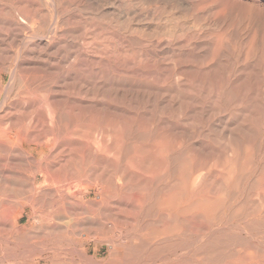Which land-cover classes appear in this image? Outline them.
Returning a JSON list of instances; mask_svg holds the SVG:
<instances>
[{
	"label": "rangeland",
	"instance_id": "1",
	"mask_svg": "<svg viewBox=\"0 0 264 264\" xmlns=\"http://www.w3.org/2000/svg\"><path fill=\"white\" fill-rule=\"evenodd\" d=\"M146 2L147 0H0V13H12L24 18L35 13L37 26L46 32L48 30V35L58 28L61 30L64 36L61 44H56L57 49L54 51H57L59 56L66 55L71 58L70 62L72 60L71 63L76 65L73 73L76 79H80L76 84L85 83L88 89V92L82 95H72L73 98L86 103V109L80 111V115L78 111L71 117V121L76 124V135L65 138L59 147L51 150L54 152L65 147V151L71 153L65 152L66 159H62L60 154L57 155V161L42 158L41 166L48 169L52 165H58L57 162L66 165L68 159L70 160L66 166L70 165L69 168L76 170V174L79 173L74 181L76 185L72 183V191L82 195V206L86 205L83 206L86 210L81 213L82 219H107L106 216L110 217V212L115 214L118 206L128 201L130 209L136 207L138 219L134 216L135 220L151 223L160 221L164 213H167L166 216H175L178 222L185 225L186 231H190L186 235L177 231L172 235V231H169L168 234L172 237L168 234L163 236V233L160 235L162 237L157 239H152L144 229L148 238L144 232L142 234V229L135 230L132 234L121 232L119 237L108 235L109 237L105 236L107 240L99 239L101 242L97 241V238H86L83 242L89 252L88 256H98L103 264H169V261L170 264H183L184 261L186 264H264V0H149L150 4ZM24 11L28 14H23ZM88 42L90 43L87 46ZM94 48L95 51L101 50L94 52ZM80 54L84 55L83 68L77 66ZM95 71L98 73L95 74ZM8 79L9 76H5L6 82ZM33 98L42 100L44 96L36 94ZM105 103L108 108L117 109L119 117L107 119L100 113L96 115L95 108L106 107ZM0 106V115L4 117L3 121L0 120V141L5 143L9 138L20 144L23 135L20 136L19 132L17 135L15 132L29 122L27 95L21 97L2 94ZM19 122L21 125L17 126L15 123ZM101 131L106 133L107 138L109 135L113 138H106L103 143ZM77 135H81V138ZM82 135L85 137L82 138ZM94 135H98L100 139H93ZM95 140H98L97 146ZM165 140L166 145L169 144V151H163L161 148L162 145L165 147ZM231 146H234L235 153H232ZM78 149L83 150V153L92 150L93 154L94 151H99V159H90L87 156L91 154L90 151L86 155ZM99 149L105 150V153ZM107 149L111 150L110 156ZM111 157L115 158V161ZM2 158L0 157V177L16 178L20 188L24 190L22 199L32 200L31 194L27 192L30 179L35 174L32 165L16 158L13 160V167H5ZM107 158L112 160L108 161ZM95 160L98 163L95 162L94 165ZM113 161L114 164H111ZM71 162L75 166L70 164ZM110 165H119V175L115 181L119 183V195L122 199L118 198L119 196L111 199L110 191L108 193L109 185L93 178L96 172V175L108 174ZM189 169L194 174L191 172L193 175L191 174L188 187H185L187 189H182L179 181L181 175L178 174H182L184 170L190 172ZM198 175L199 179L196 180ZM44 180L40 174L38 194L35 193L36 197H33L38 202L40 199V205L29 207L25 204L18 210H22L23 216L19 225H24L27 230L35 226L31 217H42L44 214L46 216L50 211L48 206L41 203L47 200L43 190H47L48 184ZM105 185H108L107 188ZM120 186L123 188L120 189ZM180 192L182 194H179ZM204 204H207L206 209H200L204 208ZM182 209H188L189 212L187 210L183 213ZM103 215L104 218L99 217ZM77 218H81V215ZM69 236L71 237L70 234ZM131 237L138 241L135 245ZM57 238L60 237H46L30 244L34 249H29L30 246L27 245L22 247L21 252L27 254H24L25 256L30 255L27 257L28 261L38 260L39 264H45L42 257L53 256V252H47L46 249L63 243V238L62 241ZM148 239H152V243ZM141 240L145 242L146 249L138 257L131 251H135L140 242V246L142 245ZM158 241L162 243L159 244ZM164 243L167 244L166 248ZM152 246L156 249L158 247V250ZM211 246L216 247L212 249ZM190 249L194 252H189ZM197 249L202 251L198 252ZM34 250L41 252L35 253ZM233 252H236V256ZM8 253L10 257L7 256ZM252 253H257L255 255L258 257ZM124 254L131 258L124 257ZM163 254L167 257L162 258ZM0 255L6 257V262L8 259L7 263H11L17 253L5 250L4 254L2 252ZM197 256V261H194ZM125 258L128 259L127 262ZM189 259L193 261H187ZM105 261L107 263H104Z\"/></svg>",
	"mask_w": 264,
	"mask_h": 264
},
{
	"label": "bare ground",
	"instance_id": "2",
	"mask_svg": "<svg viewBox=\"0 0 264 264\" xmlns=\"http://www.w3.org/2000/svg\"><path fill=\"white\" fill-rule=\"evenodd\" d=\"M40 1V0H39ZM59 1V0H58ZM151 1V0H150ZM97 2V1H95ZM147 2L149 3V0H147ZM146 2V3H147ZM166 2V1H165ZM168 2V1H167ZM166 2V3H167ZM151 3V2H150ZM149 3V4H150ZM164 3V2H162ZM164 6V5H163ZM163 6H161L163 8ZM32 7V6H31ZM62 7V6H61ZM145 8V7H144ZM146 9V8H145ZM164 9L166 10V8L164 7ZM147 10V9H146ZM20 11V10H19ZM27 12V10H25ZM23 12V14H25L26 12ZM156 11V10H155ZM29 12V11H28ZM36 12V11H35ZM144 13V11H142ZM165 12V11H164ZM32 13V12H30ZM29 13V14H30ZM137 13V12H136ZM142 13V14H143ZM146 13V12H145ZM28 14V13H26ZM35 14V13H34ZM34 14L28 15L27 17H20V16H16L12 13H0V96L2 94H6L7 96L14 94L17 96H26L28 97V109L29 111L28 116H29V122L23 126H21L20 128H18L17 132H15L16 134L19 132L20 136L21 134L23 135L22 138V142L20 144L15 143L14 141H12V139H7V141L5 143H2L0 141V157L2 158V162L3 165L5 167H13V160L14 159H20L26 161L28 164H31L33 169L35 170V174L33 175V177L30 179L29 182V188L26 190L27 192H29L28 194H31L32 200H27V199H22V195L24 190L21 189L19 182L16 178H12V177H0V253L3 252L5 250H10V251H14L17 253V255L14 257L13 261H11V263H7L6 262V257H4L3 255H0V264H39V261H28L27 257L30 256H25L27 254H23L21 252L22 247H26L27 245L30 246V244H34L38 241L44 240L46 237H60L57 239L63 238V243H58L56 246L54 245V247H52L51 245V249H49V247L47 248L46 246V251L53 252V256L52 257H42V260L44 261L45 264H103V262L98 258V256H94V257H89L88 254V250L85 248V244H84V240L87 238H97V241H100L99 239L105 238V236H112V237H119V234H121V232H126L128 234H132L135 232V230H140V229H144L145 231L147 230L148 234L152 239H157V238H161L163 233H165L163 236H166L169 231L172 235L173 232L174 234H176V231L183 235H186L187 233H189L190 231H186V227L182 222H178V220L176 218H172L171 215H165L167 213H164V216L161 217L160 221H155V222H149V223H145V222H141L140 219L135 220L136 217V207H133L132 209L129 208V202L126 201L125 203H123L121 206H118V211L114 214L110 211V214L107 217V219L104 218L103 216H99V217H103L104 219H93V220H89L84 218L82 219V212L86 209H84L83 206H86L85 204L82 206V202L81 199L83 198L82 195H78V194H74L72 191V183H74V181L76 180L77 177V173L74 172L76 170H72V168H69L68 166H66L70 160L68 159V163L66 162L65 164H62V162H57L58 165H52L50 168L48 167V169L45 167V169L41 166V159H47V160H56L57 155H62V159L63 157L66 159L65 157V152L67 153L66 148H62L61 150H56L54 152H51V150L53 148H57L60 145V142L67 138V137H71L74 134L76 135V131H74V127H75V122L71 121L74 117L75 112L79 111V115H80V111L82 112L83 110H85V105L86 103H84L83 101H80L73 98L72 95L73 94H78V95H82L84 93L88 92L87 89V85H85V83H80V85L76 84L77 80L80 79H76L75 75H74V67L76 65H74V63L70 62V59L68 56H59L58 53H56L54 50L57 49L56 44L59 45L62 42V39L64 35H62V32H60L61 30H55L53 33H51V35H48V30L47 32L44 31L40 26H37L36 24V19L37 16L34 17ZM140 14V13H139ZM137 14V15H139ZM140 14V15H142ZM18 15V14H17ZM37 15V14H36ZM43 15V14H42ZM41 15V16H42ZM23 16V15H22ZM25 16V15H24ZM40 16V17H41ZM102 16V15H101ZM135 16V15H133ZM127 17V16H126ZM136 18V17H134ZM128 19V17H127ZM126 19V20H127ZM135 20V19H134ZM159 20V19H158ZM131 20L129 19V22ZM148 21V20H147ZM45 22V21H44ZM47 22V21H46ZM58 22V21H57ZM65 23V22H64ZM45 24V23H43ZM47 24V23H46ZM59 25V24H58ZM56 26V25H55ZM60 26V25H59ZM85 26V25H84ZM58 27V26H57ZM56 28V27H55ZM124 30V29H123ZM125 31V30H124ZM65 38V37H64ZM67 38V37H66ZM168 40V39H167ZM99 41V40H98ZM84 42V41H83ZM86 42V41H85ZM87 43V42H86ZM90 42H88L87 46L89 45ZM219 43V42H218ZM85 46V45H83ZM82 46V47H83ZM93 46V45H92ZM66 47V46H65ZM95 47V46H94ZM97 47V45H96ZM114 47V46H113ZM59 48V47H58ZM61 48H63L61 46ZM60 49V48H59ZM220 49V48H218ZM85 50V49H84ZM101 50V49H99ZM97 50V51H99ZM88 51V50H87ZM95 51L94 48V52ZM114 51V50H113ZM79 52V51H78ZM81 52V51H80ZM83 52V51H82ZM84 53H86L84 51ZM54 54H56V56H53ZM63 54V53H61ZM88 54H90L88 52ZM87 54V55H88ZM219 54V53H218ZM113 55V54H112ZM117 55V54H116ZM119 55V54H118ZM222 55V53H221ZM79 56V55H78ZM109 56V55H108ZM89 57V56H88ZM115 57V56H114ZM214 57V55H213ZM220 57V56H219ZM75 58V57H74ZM73 59V58H72ZM79 63L77 64L78 67H84L85 64L83 62L84 60V55L80 54V57L77 58ZM89 59V58H88ZM93 59V58H92ZM95 60V59H94ZM98 61V60H97ZM123 61V60H122ZM140 61V60H139ZM213 61V60H212ZM86 62V61H85ZM87 63V62H86ZM89 63V62H88ZM121 63V62H120ZM134 63V62H133ZM178 63V62H177ZM184 63V62H183ZM182 63V64H183ZM99 64V63H98ZM97 65V63H96ZM125 65V64H124ZM208 65V64H207ZM98 66V65H97ZM77 67V68H78ZM127 67V66H126ZM215 67V66H214ZM94 68V67H93ZM103 68V67H102ZM202 68V67H201ZM98 69V68H97ZM95 69V70H97ZM89 70V69H88ZM77 71V70H76ZM83 71V70H82ZM87 71V69L85 70ZM98 71V70H97ZM100 71V70H99ZM79 72V71H78ZM88 72V71H87ZM98 73L95 71V74ZM102 74V73H101ZM107 74V73H106ZM140 74V73H139ZM90 75V72H89ZM131 75V74H130ZM137 75V74H136ZM145 75V74H144ZM5 76H9L8 81H5ZM133 76V75H132ZM141 76V75H140ZM83 77V76H82ZM143 77V76H142ZM177 77V76H176ZM8 78V77H7ZM85 78V77H84ZM100 78V77H97ZM159 79V77H158ZM96 81H99V79ZM102 81V80H101ZM176 83V82H175ZM88 84V83H87ZM102 84V83H101ZM160 85V84H159ZM176 85V84H175ZM89 86V85H88ZM94 86V85H93ZM97 86V85H96ZM99 88V85H98ZM191 91V90H190ZM36 94L38 95H43L44 99H39V98H33ZM86 95V94H85ZM76 96V95H75ZM84 98V96H83ZM82 98V99H83ZM6 99V98H5ZM91 99V98H90ZM8 100V99H7ZM100 100V99H99ZM111 101V100H110ZM5 104V103H4ZM102 104H104L102 102ZM3 105V104H2ZM101 105V104H100ZM99 105V106H100ZM106 105V103H105ZM4 106V105H3ZM1 107V106H0ZM6 107V106H5ZM101 107V106H100ZM90 108V107H89ZM4 110V108H2ZM2 110V111H3ZM1 111V112H2ZM91 111V110H90ZM95 111L97 112L96 115L98 113L102 114L103 116H106V118L108 119L109 117H119V111L117 109H110L107 107H102V108H95ZM21 112V111H20ZM86 112V111H85ZM84 112V113H85ZM89 113V112H88ZM87 113V114H88ZM91 114V113H90ZM78 115V114H77ZM83 115V114H82ZM85 115V114H84ZM83 115V116H84ZM13 116V115H12ZM101 116V115H100ZM76 117V116H75ZM80 117V116H78ZM8 118V117H7ZM84 118V117H83ZM82 118V119H83ZM77 119V118H76ZM100 119V118H99ZM0 120H4V117L0 115ZM80 120V119H79ZM78 120V121H79ZM82 121V120H81ZM100 121V120H99ZM121 121V120H120ZM131 121V120H130ZM118 122V121H116ZM80 123V121H79ZM89 123V122H88ZM91 123V122H90ZM99 123V122H98ZM158 123V122H157ZM17 126L21 125V123H15ZM107 124V123H106ZM101 125V124H100ZM119 125V124H118ZM116 126V125H114ZM78 127V126H77ZM120 127V126H119ZM118 127V128H119ZM109 128V127H108ZM117 128V129H118ZM124 128V127H123ZM143 128V127H142ZM144 129V128H143ZM2 130V129H1ZM15 130V131H16ZM120 130V129H119ZM118 130V131H119ZM125 130V129H124ZM123 130V131H124ZM158 130V129H157ZM84 131V130H83ZM82 131V132H83ZM117 131V130H116ZM116 131H114L116 133ZM148 131V130H147ZM81 132V133H82ZM110 132V131H109ZM120 132V131H119ZM127 132V130H126ZM3 133V132H2ZM78 133V132H77ZM90 133V132H89ZM100 133V132H99ZM108 133V132H107ZM148 133V132H147ZM4 134V133H3ZM8 134V132H7ZM19 135V134H17ZM84 134V133H82ZM86 134V132H85ZM92 134V133H91ZM98 134V133H96ZM113 134V133H112ZM109 135V133H108ZM115 135V134H114ZM145 135V134H144ZM14 136V134H13ZM81 136V135H80ZM80 136L77 135V137L81 138ZM92 136V135H91ZM95 138L96 135H94ZM166 136V135H165ZM85 137L82 135V138ZM110 137V135H109ZM108 137V138H109ZM116 137V136H115ZM114 137V138H115ZM101 138H102V142L104 143L105 139L107 138L106 133L104 134L101 131ZM107 138V140H108ZM113 138V137H110ZM109 138V139H110ZM119 138V137H118ZM21 139V138H20ZM18 139V141L20 140ZM68 139V138H67ZM70 139V138H69ZM100 138L98 137V140ZM17 140V139H16ZM83 140V139H82ZM97 140V141H98ZM116 140V139H115ZM121 140V139H120ZM96 141V140H95ZM95 142V144L98 142ZM12 142V143H11ZM81 142V141H80ZM101 141H99L100 143ZM107 142V141H106ZM109 142V141H108ZM107 142V143H108ZM119 142V141H117ZM164 142V141H163ZM87 143V142H86ZM94 143V142H92ZM103 143H102V147H103ZM107 143H105V145H107ZM169 143V142H168ZM178 143V142H177ZM180 143V142H179ZM96 144V146H97ZM115 144V143H114ZM181 144V143H180ZM101 145V144H100ZM99 145V146H100ZM104 145V146H105ZM157 145V144H156ZM159 145V144H158ZM98 146V147H99ZM163 146V145H162ZM161 148H163L162 150H168V145H166V140H165V147L163 146ZM174 146V145H173ZM68 147V146H67ZM106 147V146H105ZM104 147V148H105ZM109 147V145L107 146ZM171 147V146H170ZM232 147V153H235V148ZM74 148V147H73ZM101 148V147H100ZM115 148V147H112ZM111 148V149H112ZM83 149V148H82ZM106 149V148H105ZM117 149V148H116ZM238 149V148H237ZM73 150V149H72ZM79 150V149H78ZM85 150V149H84ZM87 150V148H86ZM104 151L103 149H99ZM109 150V149H107ZM106 150V152H107ZM114 150V149H112ZM161 150V151H162ZM171 150V149H170ZM90 151V150H89ZM88 151V152H89ZM92 151V150H91ZM90 151V152H91ZM111 150H109L107 152V154L110 153ZM145 151V150H144ZM160 151V150H159ZM71 153V151H69ZM69 152L67 154H69ZM79 152L83 153V150ZM87 152V153H88ZM99 152V151H98ZM98 152H95V154H93V152H91V154L86 153V155L91 159H99ZM148 152V151H147ZM226 152V150H225ZM231 152V151H230ZM49 153H51L50 155H48ZM80 153V154H81ZM83 153V154H85ZM102 153V152H100ZM103 153V154H104ZM163 153V152H162ZM166 153H168L166 151ZM185 153V152H184ZM187 153V152H186ZM247 153V152H246ZM251 153V152H250ZM116 154V153H114ZM237 154V153H236ZM74 155V154H73ZM82 155V154H81ZM118 155V153H117ZM139 155V154H138ZM248 155V154H247ZM70 156V155H69ZM80 157V155H78ZM77 156V157H78ZM84 156V155H82ZM81 156V157H82ZM110 156V154L108 155ZM112 156V155H111ZM166 156V154H165ZM178 156V155H177ZM176 156V157H177ZM184 155H182L183 157ZM252 156V155H251ZM80 157V158H81ZM107 157V155H106ZM105 157V158H106ZM116 157V156H115ZM164 157V156H163ZM192 157V155H191ZM248 157V156H247ZM72 158V156L70 157ZM84 158V157H83ZM87 158V157H86ZM112 158V157H111ZM110 158V159H111ZM166 158V157H165ZM175 158V157H174ZM188 158V157H187ZM193 158V157H192ZM75 159V158H74ZM88 159V158H87ZM89 159V160H90ZM101 159V158H100ZM104 159V158H103ZM113 159V158H112ZM111 159V160H112ZM115 159V158H114ZM113 159V160H114ZM117 159V157H116ZM160 159V158H159ZM171 159V158H170ZM195 159V158H194ZM229 159V158H228ZM106 160V159H105ZM108 160V158H107ZM108 160V161H111ZM162 160V159H161ZM218 160V159H217ZM226 160V159H225ZM252 160V158H251ZM57 161V160H56ZM59 161V159H58ZM102 161V160H101ZM115 161V160H114ZM113 163L111 164H114ZM198 161V160H197ZM204 161V160H203ZM65 162V161H64ZM63 162V163H64ZM74 162V161H73ZM96 160L93 162L95 165ZM106 162V161H105ZM117 162V161H116ZM115 162V163H116ZM128 162V161H127ZM134 162V161H133ZM21 163V162H20ZM26 163V164H27ZM51 163V162H50ZM80 163V162H79ZM98 162H96L97 164ZM100 163V162H99ZM102 163V162H101ZM119 163V162H118ZM135 163V162H134ZM200 163V162H199ZM54 164V163H52ZM72 164V162L70 163ZM92 164V163H91ZM108 164V163H107ZM110 164V162H109ZM128 164V163H127ZM227 164V163H226ZM45 165V164H44ZM73 166L74 163L72 164ZM81 165L82 161H81ZM101 165V164H100ZM105 164H103L104 166ZM185 165V164H184ZM27 166V165H26ZM132 166V165H131ZM186 166V165H185ZM184 166V167H185ZM189 166V165H188ZM19 167V166H18ZM28 167V166H27ZM81 167V166H80ZM101 167V166H100ZM109 169V173L107 171L108 174L104 175L101 173V175H93L96 179V181H101L104 182L105 184L109 185V189L108 193L110 191V198L114 199L116 197L121 198V196L119 195V183H116L115 179L116 177L119 175V165H110L108 166ZM193 166H191L192 168ZM208 167V165H207ZM234 167V166H231ZM230 167V168H231ZM244 167V166H243ZM29 168V167H28ZM76 168H78V166H76ZM104 168V167H103ZM134 168V167H133ZM26 169V167H25ZM69 169V170H68ZM82 169V168H81ZM130 169V168H129ZM177 169V168H176ZM183 169V167L181 168ZM185 169V168H184ZM188 169V168H187ZM233 169V168H232ZM83 170V169H82ZM81 170V171H82ZM190 170V169H189ZM201 170V169H200ZM235 170V169H233ZM29 171H31L29 169ZM78 171V170H77ZM80 171V174H82ZM87 171V170H85ZM92 171V170H91ZM90 171V172H91ZM98 171V170H97ZM101 171V170H100ZM99 171V172H100ZM128 171V170H127ZM194 171H196L194 169ZM209 171V170H207ZM228 171V170H227ZM79 172V171H78ZM88 172V171H87ZM93 172V171H92ZM98 172V173H99ZM121 172V171H120ZM177 172V171H176ZM192 170H190V172L185 171L181 172L178 174L180 176L179 181L181 182V188L182 189H187L185 188L186 186L188 187V182L189 179L191 177V173ZM197 172V171H196ZM235 172V171H234ZM89 173V172H88ZM125 173V172H124ZM161 173V172H159ZM229 173V171L227 172ZM226 173V174H227ZM233 173V172H232ZM231 173V174H232ZM41 174V177L44 180V182H46L47 185V190H43L45 191V193L43 195H45V197H47L43 203V206H48L50 208V211L47 212V215L45 216V214L41 217L39 216H33L31 217V219L35 222V226L31 227L29 230L26 229V227L24 225H22L20 227L19 222L20 219L23 217L22 216V210L18 211L19 208H23L24 205L26 204L27 206H35L36 204L38 205L40 202L35 198V200L33 199V197H36L35 193H37V189L39 188L38 185V179L39 176ZM90 174V173H89ZM89 174H87L89 176ZM92 174V173H91ZM158 174V173H157ZM194 174V173H193ZM192 174V175H193ZM201 174V173H200ZM203 174V173H202ZM238 174V173H237ZM84 175V172H83ZM163 175V174H161ZM167 175V174H166ZM86 176V178L88 177ZM233 176V175H232ZM82 177V176H81ZM80 177V178H81ZM131 177V176H130ZM173 177V176H172ZM197 178H195L196 180L199 179V175L196 176ZM201 177V176H200ZM85 179V175L83 177ZM82 178V179H83ZM83 179V180H84ZM91 179V178H89ZM89 179H87L89 181ZM202 179V178H201ZM81 180V179H80ZM151 180V178H150ZM79 181V180H78ZM95 181V180H92ZM82 181H80L81 183ZM86 182V180H85ZM159 182V181H158ZM194 182V181H193ZM192 182V183H193ZM83 183V182H82ZM81 183V184H82ZM95 183V182H94ZM97 183V182H96ZM195 183V182H194ZM199 183V180H198ZM225 183V182H224ZM228 183V182H227ZM238 183V182H237ZM75 184V183H74ZM90 184V183H89ZM150 184V183H149ZM76 185V184H75ZM78 188L80 187L79 184L77 183ZM98 185V184H97ZM107 185V186H108ZM193 185V184H190ZM107 186L105 185L104 187L107 188ZM124 186V184H123ZM151 186V185H150ZM155 186V185H154ZM234 186V184H233ZM238 186V185H237ZM75 188V187H74ZM77 188V190H78ZM99 188V187H97ZM105 188V189H106ZM123 188L120 186V189ZM144 188V187H143ZM147 188V187H146ZM234 188V187H233ZM45 189V188H44ZM126 189V188H125ZM131 189V188H130ZM166 189V188H165ZM226 189V188H225ZM230 189V188H229ZM76 190V189H75ZM169 190V189H168ZM181 190V189H180ZM36 191V192H35ZM106 191V190H105ZM132 191V190H131ZM151 191V189H150ZM195 191V190H193ZM222 191V190H221ZM227 191V190H226ZM234 191V190H233ZM239 191V190H238ZM123 192V190H122ZM128 192V190H127ZM121 193V192H120ZM135 193V192H134ZM159 193V192H158ZM184 193V192H183ZM223 193V192H222ZM228 193V192H227ZM38 194V193H37ZM104 196L105 193L103 191ZM123 194V193H122ZM121 194V195H122ZM167 194V193H166ZM179 194H182V192H180ZM226 194V192H225ZM109 195L107 196V199H109ZM27 196V195H26ZM101 196V195H100ZM125 196V195H124ZM123 196V197H124ZM38 197V196H37ZM163 197V196H162ZM223 197V196H221ZM219 197V198H221ZM258 197V196H257ZM102 198V197H101ZM127 198V197H126ZM156 198V197H155ZM172 198V197H171ZM176 198V197H175ZM184 198V197H182ZM226 198V197H224ZM249 198V197H248ZM21 199V200H20ZM103 199V198H102ZM106 199V198H105ZM106 199V200H107ZM136 200V199H135ZM141 200V199H140ZM174 200V199H173ZM176 200V199H175ZM212 200V199H211ZM103 201L105 202V200L103 199ZM101 202V200H100ZM187 202V201H186ZM214 202V200H213ZM165 203V201H164ZM180 203V202H179ZM91 204V203H90ZM94 204V203H93ZM102 204H104L102 202ZM197 204V203H195ZM208 204H210L208 202ZM212 204V203H211ZM222 204V203H221ZM245 204V203H243ZM263 204V203H262ZM40 205V204H39ZM42 205V204H41ZM99 204H97L98 206ZM169 205V204H168ZM171 205V204H170ZM178 205V204H177ZM207 204H204L203 207L204 208H200L205 210V206ZM250 205V204H249ZM264 205V204H263ZM162 206V205H161ZM200 206V204H199ZM202 206V205H201ZM259 206V205H257ZM160 207V204H159ZM192 207V206H191ZM197 207V206H196ZM195 207V208H196ZM214 207V206H213ZM102 208V207H101ZM100 208V209H101ZM257 208V207H256ZM259 208V207H258ZM257 208V209H258ZM46 209V207H45ZM93 209V208H92ZM95 209V208H94ZM99 209V208H98ZM161 209V208H160ZM172 209V208H171ZM96 210V209H95ZM102 210V209H101ZM100 210V211H101ZM151 210V209H149ZM174 210V209H172ZM188 210V209H187ZM186 210V211H187ZM208 210V209H207ZM25 211V210H24ZM88 211V210H87ZM90 211V210H89ZM183 213H186V211H184L182 209ZM181 211V213H182ZM259 211V210H258ZM91 212V211H90ZM102 212V211H101ZM136 212V213H135ZM189 212V210H188ZM49 213V214H48ZM103 213V212H102ZM101 213V214H102ZM105 213V212H104ZM135 213V214H134ZM180 213V214H181ZM182 213V216H183ZM254 213V212H253ZM255 213H257L255 211ZM39 214V213H38ZM210 214V212H209ZM219 214V213H218ZM81 218H77L78 216ZM86 214H84L85 217ZM195 215V214H194ZM208 215V214H207ZM220 215V214H219ZM218 215V216H219ZM76 218H75V217ZM179 216V215H178ZM210 217L212 215H209ZM194 217V216H193ZM206 218V217H204ZM138 219V218H137ZM164 219V220H162ZM182 219V218H180ZM31 220V221H32ZM209 220V219H208ZM211 220V218H210ZM212 221V220H211ZM33 222V223H34ZM185 223V221H183ZM189 222V221H188ZM199 222V221H198ZM210 222V221H209ZM213 222V221H212ZM207 223V222H206ZM189 224V223H188ZM193 225V224H192ZM195 225V224H194ZM210 225V224H209ZM198 226V225H197ZM211 226V225H210ZM263 227V226H262ZM200 228V227H199ZM75 229V231L73 230ZM142 234L144 232V230L142 231ZM188 230V229H187ZM137 232V231H136ZM167 232V233H166ZM145 233V232H144ZM169 233V234H170ZM177 233V234H178ZM69 234L71 235V237L69 236ZM141 234V235H142ZM168 234L169 237H172ZM123 235V233H122ZM146 235V233H145ZM143 235V236H145ZM146 235V238H148V236ZM108 236V237H109ZM134 236V235H133ZM190 236V235H189ZM139 237V236H138ZM176 237V236H175ZM194 237V235H193ZM132 238V237H131ZM143 238V237H142ZM178 238V237H176ZM106 239V238H105ZM111 239V237H110ZM134 241V238H132ZM136 239V238H135ZM139 239V238H138ZM152 239H148V241L150 240L152 243ZM168 239V238H167ZM182 239V238H180ZM56 240V239H55ZM104 240V239H103ZM102 240V241H103ZM107 240V239H106ZM125 240V239H124ZM130 240V239H128ZM144 240V239H143ZM142 241V245L140 246V243L138 245V248L135 249V251H131V253L135 256H140V253H142L146 248V244L145 242ZM162 240V239H160ZM164 240V238H163ZM51 241V239H50ZM54 241V240H53ZM59 241V240H57ZM95 241V240H94ZM113 241V240H112ZM132 241V243H136L137 240H135L134 242ZM156 241V240H155ZM168 241V240H167ZM172 241V240H170ZM179 241V240H178ZM47 242V240H46ZM101 242V241H100ZM110 242V241H109ZM109 242H107L109 244ZM123 242V241H122ZM138 242V241H137ZM157 242V241H156ZM159 244L160 242L162 243V241H158ZM166 242V240H165ZM176 242V241H175ZM49 243V242H48ZM131 243V244H132ZM149 243V242H148ZM149 243V245L151 246V244ZM213 243L215 244V242L213 241ZM213 243H210L213 244ZM224 243V242H223ZM52 244V242H51ZM55 244V243H53ZM165 244V248L167 247L166 243ZM169 244V243H168ZM208 244V243H207ZM213 244V245H214ZM218 244V243H217ZM228 244V243H227ZM97 245V244H96ZM112 245V244H111ZM135 245V244H134ZM154 245V244H153ZM176 245V244H174ZM177 245L180 246V244L177 243ZM203 245V244H202ZM201 245V246H202ZM248 245V244H247ZM114 246V243H113ZM116 246V245H115ZM159 246V245H158ZM162 247H164V245H161ZM159 246V247H161ZM193 246V245H192ZM200 246V247H201ZM244 246V245H243ZM246 246V245H245ZM41 247V246H40ZM120 247V246H119ZM141 247V248H140ZM149 247V246H148ZM153 247V246H152ZM170 247V245H169ZM177 247V246H176ZM198 247V246H196ZM195 247V248H196ZM204 247V246H202ZM206 247V245H205ZM204 247V248H205ZM216 246H213V248ZM23 248V249H24ZM31 248V246L29 247V249ZM35 247L31 248L34 249ZM136 248V247H134ZM172 248V246H171ZM212 248V246L210 247ZM212 248V249H213ZM234 248V247H233ZM241 248V247H240ZM244 248V247H243ZM27 249V248H26ZM37 249V248H36ZM40 249V248H38ZM45 249V248H43ZM130 249V248H129ZM127 248V250H129ZM153 249H156L155 246L153 247ZM160 249V248H159ZM163 249V248H162ZM161 249V250H162ZM170 249V248H169ZM174 249V248H173ZM203 249V248H202ZM217 249V248H215ZM224 249V248H223ZM232 249V248H231ZM250 249V248H248ZM247 249V250H248ZM254 249V248H253ZM259 248H256V250ZM25 250V249H24ZM23 250V251H24ZM134 250V249H133ZM150 250V249H149ZM158 250V247L157 249ZM205 250V249H204ZM206 250H210L208 248H206ZM222 250V249H221ZM36 251L41 252L40 250H34V252L36 253ZM153 251V250H152ZM155 251V250H154ZM196 251V249H195ZM197 251H202L201 249ZM213 251V250H212ZM219 251V250H218ZM217 251V252H218ZM241 251V250H240ZM9 252V251H8ZM21 252V253H20ZM24 252H27L24 251ZM31 252V250H30ZM38 252V253H39ZM100 252V251H99ZM129 252V251H128ZM147 252V251H146ZM149 252V251H148ZM151 252V250H150ZM149 252V253H150ZM157 252V251H155ZM155 252H152L155 254ZM162 252V251H160ZM164 252V251H163ZM191 252V249L190 251ZM194 252V251H192ZM191 252V253H192ZM196 252V253H198ZM205 252V251H204ZM207 252V251H206ZM210 252V251H208ZM221 252V251H220ZM224 252V251H223ZM222 252V254H223ZM230 252V251H229ZM239 252V251H237ZM252 252V251H251ZM258 252V251H257ZM264 252V251H263ZM148 253V254H149ZM196 253L194 255H196ZM232 253V252H231ZM234 254L236 252H233ZM242 254V252H240ZM239 253V255H240ZM10 253L7 254V256ZM47 254V253H46ZM129 254V253H126ZM145 254V253H144ZM151 254V253H150ZM158 254V253H157ZM156 254V255H157ZM162 254V253H160ZM210 254V253H209ZM217 254V253H216ZM253 254V253H252ZM257 254V253H255ZM253 254V255H255ZM13 255V254H12ZM11 255V256H12ZM113 253L111 254V258H112ZM116 256V254H114ZM147 255V254H146ZM152 255V254H151ZM155 255V256H156ZM159 255V254H158ZM200 255V253L198 254ZM204 255V254H203ZM211 255V254H210ZM209 255V256H210ZM221 255V254H220ZM228 255V254H226ZM231 255V254H230ZM264 255V254H263ZM124 257L125 254L123 255ZM128 257L126 258H131L129 257V255H127ZM132 256V255H131ZM143 256V254H142ZM145 256V255H144ZM161 256V255H160ZM157 256V257H160ZM164 254L162 255L163 258ZM166 256V255H165ZM164 256V257H165ZM202 256V255H201ZM206 256V255H204ZM229 256V255H228ZM234 256V255H232ZM236 256V254H235ZM238 256V255H237ZM247 256V255H246ZM256 257H258V255H255ZM10 257V255H9ZM150 257V255H149ZM167 257V256H166ZM203 257V256H202ZM213 257V256H212ZM226 257V256H225ZM240 257V256H239ZM250 257V256H249ZM254 257V256H253ZM255 257V258H256ZM264 257V256H263ZM125 258V259H126ZM145 258V257H144ZM143 258V259H144ZM154 258V257H153ZM161 258V259H162ZM211 258V256H210ZM234 258V257H233ZM242 257H240L241 259ZM252 258V257H251ZM117 259V258H116ZM115 259V260H116ZM121 259V258H120ZM123 259V258H122ZM158 259V258H157ZM160 259V258H159ZM166 259V258H165ZM197 258H194V261H197ZM217 258H215L216 260ZM226 259V258H224ZM239 259V258H238ZM243 259V258H242ZM241 259V260H242ZM264 259V258H263ZM12 260V257H11ZM41 260V259H40ZM128 259H126L125 261L127 262ZM146 260V259H145ZM147 260H151V259H147ZM193 261V259H191ZM190 259L187 261H191ZM223 260V259H222ZM222 260L220 263H222ZM119 261V260H118ZM134 261V260H133ZM154 261H156L154 259ZM113 262V261H111ZM128 262H132V261H128ZM146 262V261H145ZM167 262V261H166ZM172 262V261H171ZM245 262V261H243ZM260 262V261H259ZM104 263H107L106 261ZM116 263V262H115ZM148 263V262H146ZM154 263V262H153ZM186 264L187 262H183V264ZM195 264V262H193ZM219 263V262H218ZM232 263V262H231ZM242 263V261H241ZM262 263V262H261ZM107 264H111L110 262H108ZM145 264V263H143ZM151 264V262H150ZM170 264V261H169ZM177 264V263H176ZM180 264V262L178 263ZM182 264V263H181ZM228 264V263H227ZM259 264V263H258Z\"/></svg>",
	"mask_w": 264,
	"mask_h": 264
}]
</instances>
